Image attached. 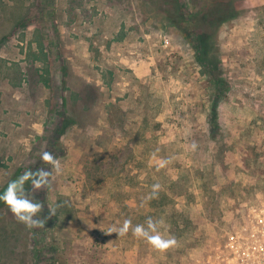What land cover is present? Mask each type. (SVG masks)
I'll return each instance as SVG.
<instances>
[{"label":"rangeland","instance_id":"1","mask_svg":"<svg viewBox=\"0 0 264 264\" xmlns=\"http://www.w3.org/2000/svg\"><path fill=\"white\" fill-rule=\"evenodd\" d=\"M45 151L61 174L25 187L56 215L1 204L0 264H242L264 239V0H0V188ZM149 217L177 247L106 234Z\"/></svg>","mask_w":264,"mask_h":264},{"label":"clouds","instance_id":"2","mask_svg":"<svg viewBox=\"0 0 264 264\" xmlns=\"http://www.w3.org/2000/svg\"><path fill=\"white\" fill-rule=\"evenodd\" d=\"M198 148V144L194 141L191 144V150L194 152ZM152 159H157L155 153L152 154ZM41 160L50 166V171L44 168H39L35 171L29 169L18 176L16 179L10 180L5 190L0 193V201H2L13 214L15 219L25 225L29 229L43 228L47 219L56 215V209L50 208L49 214L43 219L40 218V213L43 210V204L30 198V192L26 189V185H31V191L35 192L41 189L51 187L52 178L62 172L61 161L51 152L45 151L41 155ZM169 159H158L157 170L164 168ZM161 189L159 183L152 185V193L149 199L155 198ZM165 227V221L161 218L154 220L149 217L144 224H136L133 226L130 218L124 219L119 226L109 227L106 234L116 233L118 237L126 236L129 231L134 238L145 241L153 250L165 253L168 250L177 247L178 241L175 236L165 234L161 229Z\"/></svg>","mask_w":264,"mask_h":264},{"label":"built area","instance_id":"3","mask_svg":"<svg viewBox=\"0 0 264 264\" xmlns=\"http://www.w3.org/2000/svg\"><path fill=\"white\" fill-rule=\"evenodd\" d=\"M242 264H264V239L249 240Z\"/></svg>","mask_w":264,"mask_h":264},{"label":"trees","instance_id":"4","mask_svg":"<svg viewBox=\"0 0 264 264\" xmlns=\"http://www.w3.org/2000/svg\"><path fill=\"white\" fill-rule=\"evenodd\" d=\"M26 170H29V169H24V170H21L20 172H15L11 177H10V179L7 181V183L4 185V186H2L1 188H0V193H2L4 190H5V188L7 187V184H8V182L10 181V180H13V179H16L18 176H20L22 173H24ZM34 171V170H33ZM27 185H29V184H27ZM26 185V186H27ZM1 204H3V202L2 201H0V205Z\"/></svg>","mask_w":264,"mask_h":264},{"label":"flooded vegetation","instance_id":"5","mask_svg":"<svg viewBox=\"0 0 264 264\" xmlns=\"http://www.w3.org/2000/svg\"><path fill=\"white\" fill-rule=\"evenodd\" d=\"M224 241L229 242V241H231V240H224ZM234 241H236V240H233L232 242H234Z\"/></svg>","mask_w":264,"mask_h":264}]
</instances>
